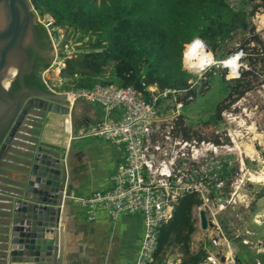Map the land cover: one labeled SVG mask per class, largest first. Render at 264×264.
I'll list each match as a JSON object with an SVG mask.
<instances>
[{
    "label": "built area",
    "instance_id": "obj_1",
    "mask_svg": "<svg viewBox=\"0 0 264 264\" xmlns=\"http://www.w3.org/2000/svg\"><path fill=\"white\" fill-rule=\"evenodd\" d=\"M53 22L50 16L46 17V22H40L48 32L54 50V60L41 70L47 90L66 94L70 104L79 98L99 103L104 109V118L88 122L77 132V136L99 137L122 145L125 150L124 158L117 163L112 175L110 188L79 195L75 190L67 188L70 184L68 178L64 197L70 203L79 205L87 220H93L100 209L105 210L112 221L122 212L140 213L143 216L144 235L135 264H157L155 253L159 228L170 219L179 198L187 193H197L202 203L194 208L195 233L201 231L203 234L200 236L198 233L199 237L193 238L192 249L202 247L206 252L205 259L199 264H249L246 258H249L250 252L240 256L241 249L237 247V242H241L248 251H253L250 264H264L262 240L251 239V232L241 230L239 226H234L232 233L230 231L228 234L220 222L223 211L238 206L249 208L253 197L245 189L250 177L242 175L232 179L230 176L232 167L228 153L231 147L224 143L219 131L214 133L216 139H207L204 134L184 135L181 120L187 127L193 125L187 118H183V109L188 103L174 97L162 106L156 105L155 102H147L133 86L96 84L92 88L58 90L54 84L49 83V74L52 70L61 85L60 72L65 66V59L75 56L78 49L74 47L75 44L64 41L63 34H58L63 29L55 27ZM62 42H65L63 50ZM236 54H239V66L233 77L240 76L242 67L248 68L247 64L241 62L243 50L240 49ZM225 60H215L210 65L221 63L231 72L232 67L225 66ZM183 64L190 70L185 65V56ZM168 92L165 91L163 95ZM171 92L177 94L181 91ZM68 117L72 128L71 118ZM68 117L65 119L66 128ZM231 139L236 141L232 136ZM240 163L243 171L242 157ZM230 185L231 190L227 189ZM200 209L206 211L209 221L206 228L201 226ZM179 263L180 258H176L164 264Z\"/></svg>",
    "mask_w": 264,
    "mask_h": 264
},
{
    "label": "trees",
    "instance_id": "obj_2",
    "mask_svg": "<svg viewBox=\"0 0 264 264\" xmlns=\"http://www.w3.org/2000/svg\"><path fill=\"white\" fill-rule=\"evenodd\" d=\"M30 3L34 16L52 17L53 25L71 30L75 41L87 37L85 45L78 46L77 54L65 59L60 72V90L114 84L133 86L147 102L156 105L162 106L174 97L190 103L192 98L189 100V97H196L200 91L193 84L197 76L183 64L185 45L193 38L202 39L215 60H223L239 49L252 57L247 51H257V45L264 51V41L250 22L259 5L248 12L244 8L235 9L229 0H30ZM38 29L48 39L49 49L52 48L48 32L40 22ZM239 33L243 36L236 42ZM232 43L236 46L228 48ZM252 44L254 46H250ZM254 60L250 58V63ZM48 66L49 63H45L41 70ZM254 72L255 69L248 66L239 77L225 79L224 74L221 75L228 93L214 113L202 121L203 125L221 123L223 109L254 87ZM25 83L47 90L41 74L31 82L26 77ZM201 83L205 85V78ZM150 86L157 90L151 91ZM167 90L169 92L163 95ZM181 128L188 137L195 132L193 126L183 125V120ZM201 203L202 198L191 192L174 204L172 216L159 228L157 264L166 262L171 246L179 249V264H199L205 259L202 247L192 249V235L196 230L193 213L195 206ZM220 222L230 234L227 222L224 219ZM239 255L246 256L241 251ZM246 259L250 264V259Z\"/></svg>",
    "mask_w": 264,
    "mask_h": 264
},
{
    "label": "water",
    "instance_id": "obj_3",
    "mask_svg": "<svg viewBox=\"0 0 264 264\" xmlns=\"http://www.w3.org/2000/svg\"><path fill=\"white\" fill-rule=\"evenodd\" d=\"M0 5L6 9L0 26V264H68L63 224L70 212V201L64 197L68 178L70 183L69 152L60 154L59 149L38 142L36 136L44 116L57 113L70 116L74 138L77 108L90 102L79 98L70 104L64 93L26 87L23 69L28 54L24 45L35 24L34 8L30 0H0ZM64 45L62 42L61 50ZM16 56L13 66L10 59ZM12 66L18 70L22 87L15 98L9 95L11 83L7 88L3 84ZM67 188L73 189L71 184ZM199 216L206 228L205 209L199 210Z\"/></svg>",
    "mask_w": 264,
    "mask_h": 264
},
{
    "label": "rangeland",
    "instance_id": "obj_4",
    "mask_svg": "<svg viewBox=\"0 0 264 264\" xmlns=\"http://www.w3.org/2000/svg\"><path fill=\"white\" fill-rule=\"evenodd\" d=\"M230 3L234 7L244 8L248 12L254 8V5H259L255 14L250 17V22L255 26L256 32L261 35L264 41V26L259 24L257 18L264 14V4L259 0L248 3L243 0H230ZM35 22L44 23L46 22V17L35 16ZM58 32L59 35L63 34L64 41L75 44L74 47L76 49L80 48L78 46L85 45L87 40V37H85L81 41H75L71 30L63 29L61 33L60 31ZM242 36L243 34L241 33L237 34L235 41L239 42ZM234 43L229 44L228 48L236 46ZM247 52H250L252 57H249V55L245 54L246 51H243L244 55L241 62L255 69L252 76L255 85L250 91L223 109L221 112V123L218 126L211 124L205 126L202 121L208 119L214 113L219 102L228 93V88L226 89L225 84L222 82L221 75L224 74L225 79L235 78L229 76L230 72L221 63L208 66L202 75L193 81L194 86H197L198 91H200L196 97L189 98V100L191 99L190 103L185 106L183 113L189 122L193 124L192 126L196 128L194 130L195 135L203 136L202 134H204L207 139H215L214 133L218 130L224 143L231 147L228 153V161H230V167H232V174L230 175L232 179L242 175H245L246 178L247 176L250 177V180H247L245 189L253 197L252 206L249 208L242 206L228 208L220 214V219H224L227 222L230 231L234 226H239L241 230L247 229L251 232V235H249L251 239H260L264 242V51L260 45H257V51L248 50ZM250 58L255 59L253 64L250 63ZM53 60L54 57L49 62V65ZM243 68L240 69V72ZM191 72L194 71L191 70ZM203 78L206 81L205 85L201 83ZM261 81H263V84H259ZM49 83L54 84L60 90V81L56 79V74L52 70L49 74ZM231 136L234 137L235 142L232 141ZM241 157L244 161L243 171L240 169ZM227 187V189L231 190V185ZM198 233H200V236L203 234L201 231L194 232L192 239L199 237ZM236 245L244 255L246 252H250L249 259L251 260L253 251H248V248L242 246L241 242H237ZM180 257L178 247L171 246L167 250L166 261Z\"/></svg>",
    "mask_w": 264,
    "mask_h": 264
},
{
    "label": "crops",
    "instance_id": "obj_5",
    "mask_svg": "<svg viewBox=\"0 0 264 264\" xmlns=\"http://www.w3.org/2000/svg\"><path fill=\"white\" fill-rule=\"evenodd\" d=\"M156 91L155 86H150ZM67 115L47 113L38 123L37 141L44 146L57 148L68 155L70 184L79 195L107 190L117 163L125 156L122 145L99 137H79L77 132L88 122L104 118L99 103L79 105L74 123L66 128ZM69 118V117H68ZM64 247L68 264H135L144 235L143 216L140 213L122 212L114 221L105 210H98L93 220H87L79 205H68Z\"/></svg>",
    "mask_w": 264,
    "mask_h": 264
},
{
    "label": "flooded vegetation",
    "instance_id": "obj_6",
    "mask_svg": "<svg viewBox=\"0 0 264 264\" xmlns=\"http://www.w3.org/2000/svg\"><path fill=\"white\" fill-rule=\"evenodd\" d=\"M47 41L48 39L45 38L43 36V33H41V31H39L38 29V22L37 23L35 22V24L31 26L27 32V39L24 45V48L28 54V63H26L27 65L23 69L24 82L26 80V77L30 82L36 80L38 76L41 74V69L43 65L45 63H49L53 59L54 50L53 47L49 49L47 45ZM6 72L7 73L5 75L10 74V76L13 77V81L8 87V90H9V95L15 98L22 91L18 70L16 69L15 73L12 74H11L12 71L10 69ZM17 86H19V89H16ZM26 87L33 91H42L38 88H32L27 85Z\"/></svg>",
    "mask_w": 264,
    "mask_h": 264
},
{
    "label": "clouds",
    "instance_id": "obj_7",
    "mask_svg": "<svg viewBox=\"0 0 264 264\" xmlns=\"http://www.w3.org/2000/svg\"><path fill=\"white\" fill-rule=\"evenodd\" d=\"M183 55L189 60L191 67L196 69L193 75L199 77L202 75L203 71L213 63L211 54L205 51L204 41L200 38H193L190 42L186 44L185 51ZM239 54L233 57H229L224 61L225 66L231 67L234 61L238 58Z\"/></svg>",
    "mask_w": 264,
    "mask_h": 264
},
{
    "label": "bare ground",
    "instance_id": "obj_8",
    "mask_svg": "<svg viewBox=\"0 0 264 264\" xmlns=\"http://www.w3.org/2000/svg\"><path fill=\"white\" fill-rule=\"evenodd\" d=\"M5 16H6V9H5V7H3L2 5H0V26L3 24V21L5 20ZM257 18H258L259 24L262 25V26H264V14H261V15L258 16ZM204 44H205V43H204ZM205 51L208 52V53H210V54H211V58H212V60L215 61V58L213 57V54L211 53L210 48L208 47L207 44H205ZM233 56H235V55H233ZM233 56H232V57H233ZM238 57H239V56H238ZM17 60H18V56L14 57V58H11V59H10V64H12V65L14 66V64L17 62ZM213 63H214V62H213ZM185 65H186V67H188L190 70H192V71H194V72L196 71V69H193V68L191 67L190 62H189V60H188L186 57H185ZM13 66L10 67V70L12 71L11 74H12V73H15V71H16V68L13 67ZM238 66H239V61H238V58H237V59L234 61V63L231 65V67H232V71L230 72L229 76L233 77V76L236 75V70H237ZM12 81H13V77L10 76V74H9V75H5L4 80H3V84H4V86L7 88L8 85H9ZM67 126L70 127V124H69V118H68V124H67Z\"/></svg>",
    "mask_w": 264,
    "mask_h": 264
}]
</instances>
